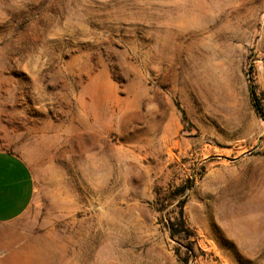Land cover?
<instances>
[{"label": "rangeland", "instance_id": "1", "mask_svg": "<svg viewBox=\"0 0 264 264\" xmlns=\"http://www.w3.org/2000/svg\"><path fill=\"white\" fill-rule=\"evenodd\" d=\"M248 77L264 113V0H0V150L35 183L3 231L27 264H264Z\"/></svg>", "mask_w": 264, "mask_h": 264}, {"label": "crops", "instance_id": "2", "mask_svg": "<svg viewBox=\"0 0 264 264\" xmlns=\"http://www.w3.org/2000/svg\"><path fill=\"white\" fill-rule=\"evenodd\" d=\"M34 192V178L25 161L0 150V264H27L26 254L19 251L16 233L3 228L25 214Z\"/></svg>", "mask_w": 264, "mask_h": 264}, {"label": "trees", "instance_id": "3", "mask_svg": "<svg viewBox=\"0 0 264 264\" xmlns=\"http://www.w3.org/2000/svg\"><path fill=\"white\" fill-rule=\"evenodd\" d=\"M247 92H248V96H249V99L251 101V105H252L255 113L259 116L264 117V113H263V109H262V105H261V96H263V94H259L257 92V86L255 85L254 81L250 77H248V79H247ZM178 225L180 226V228H184L182 210L180 211V214H179V224ZM169 229L171 231L172 236H176L177 234H180V232L182 230H185V229H182L181 231H180V229L175 230L174 224H172V223L169 225Z\"/></svg>", "mask_w": 264, "mask_h": 264}]
</instances>
